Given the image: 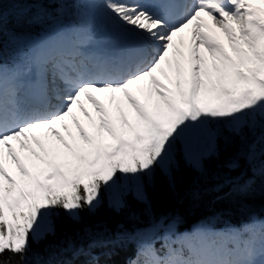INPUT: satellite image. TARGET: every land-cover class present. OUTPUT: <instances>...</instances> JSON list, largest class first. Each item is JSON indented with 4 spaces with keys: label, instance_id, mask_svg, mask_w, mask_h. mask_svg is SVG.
<instances>
[{
    "label": "snow or ice",
    "instance_id": "6c2138e0",
    "mask_svg": "<svg viewBox=\"0 0 264 264\" xmlns=\"http://www.w3.org/2000/svg\"><path fill=\"white\" fill-rule=\"evenodd\" d=\"M4 2L0 264H72L64 253L129 244V264H264L255 214L183 235L167 217L86 227L79 246L32 251L62 215L81 223L105 194L117 211L128 194L149 204L146 186L162 174L175 187L181 159L206 177L205 161L233 150L212 190L264 182V0H9L7 16Z\"/></svg>",
    "mask_w": 264,
    "mask_h": 264
},
{
    "label": "trees",
    "instance_id": "16d2710c",
    "mask_svg": "<svg viewBox=\"0 0 264 264\" xmlns=\"http://www.w3.org/2000/svg\"><path fill=\"white\" fill-rule=\"evenodd\" d=\"M3 6L6 9V16L14 11L9 0H5ZM232 151L223 152L219 160H206V177H201L198 171L186 165L181 159V170L175 174V187L170 185L168 178L162 174H158L155 181L146 186L149 204L137 200L133 194H128L125 197L128 206L119 211L111 207L104 198L101 207L95 211L84 210L81 212L83 217L81 223L73 222L67 216L62 215L56 224L55 235H48L38 244L33 243L32 251L47 257L46 249H49L50 246L55 248L57 245L67 248L69 239L79 246V241L76 240L77 234L83 235V229L86 227L94 231L104 228L115 230L117 226L122 225L131 231L135 228L148 227L152 217L158 221L162 217H167L164 220L166 223L173 219H179L183 228L189 227L197 221L211 222V218L216 215L222 216L219 218V222L227 219L238 221L250 210L264 208V182L260 179H257L252 190L245 194L233 191L231 185L225 186L219 191L212 190L219 183L214 178L217 172H229V169L223 165ZM240 164V168L231 170V176H240L244 170L245 162L241 160ZM251 176L252 173L249 171L245 179ZM243 182L241 181L242 184ZM194 189L199 190V198L194 199L190 195ZM133 214H135V218H133ZM134 246L135 244H129L123 248H97L93 250L92 256H73L71 252H66L61 258L72 261V264H90V262L91 264H124ZM93 257H95L94 261Z\"/></svg>",
    "mask_w": 264,
    "mask_h": 264
},
{
    "label": "rangeland",
    "instance_id": "374dc122",
    "mask_svg": "<svg viewBox=\"0 0 264 264\" xmlns=\"http://www.w3.org/2000/svg\"><path fill=\"white\" fill-rule=\"evenodd\" d=\"M122 183H123V182H122ZM107 202H108V199H107ZM263 218H264V217H263ZM263 218H262V219H263Z\"/></svg>",
    "mask_w": 264,
    "mask_h": 264
}]
</instances>
